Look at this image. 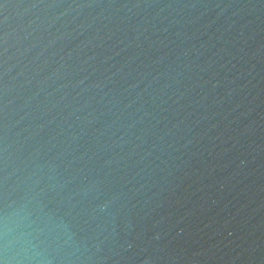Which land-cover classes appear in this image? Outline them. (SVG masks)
Listing matches in <instances>:
<instances>
[{
	"label": "water",
	"instance_id": "95a60500",
	"mask_svg": "<svg viewBox=\"0 0 264 264\" xmlns=\"http://www.w3.org/2000/svg\"><path fill=\"white\" fill-rule=\"evenodd\" d=\"M0 264H264V0H0Z\"/></svg>",
	"mask_w": 264,
	"mask_h": 264
}]
</instances>
